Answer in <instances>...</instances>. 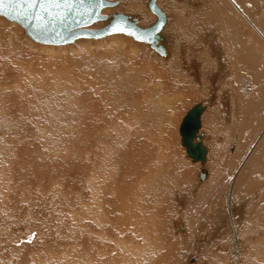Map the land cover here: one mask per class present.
<instances>
[{"label": "rangeland", "instance_id": "obj_1", "mask_svg": "<svg viewBox=\"0 0 264 264\" xmlns=\"http://www.w3.org/2000/svg\"><path fill=\"white\" fill-rule=\"evenodd\" d=\"M109 1L119 5L105 9V16L122 12L139 18L143 28L157 21L148 9L149 0ZM256 1V7L245 5L249 12L253 11L252 21L237 10L231 16L238 23L245 17L252 24H264V14L260 13L264 0ZM226 4L235 7L232 0H158L167 15L164 33H170L165 57L124 35L96 41L80 39L67 46L39 45L19 25L0 16V189L4 187L0 190V220L5 224L2 229L10 231L0 244V264L34 261L27 258L30 251L38 248L40 233L32 228L33 236H25L31 214L43 222L46 261L40 264H59L63 260H67L64 264H84L90 255L93 264H140V260L144 264H169L166 260L172 257L176 264H264L260 259L264 256V183L250 179L258 184L257 188L238 197V206L232 198V210L226 200L230 189L227 184L239 170L236 164L229 165L227 157L237 149V111L241 105L239 82L220 68L227 62L229 49L225 47L229 36H223L225 32L221 30V13ZM252 24L246 25L248 31L240 33L253 40L255 54H262L254 39L262 43L264 40ZM103 26L105 23H100L91 29ZM227 43L231 47V41ZM222 100L232 103L237 111L231 115V107L227 114ZM201 101L208 106L202 132L212 152L207 167L213 175L208 185L198 181L200 164H191L179 133L186 112ZM226 115L232 116L231 121L224 119ZM106 150L112 151V160L107 163ZM98 170L108 183V193L112 191L111 197L118 193L121 199L111 204L112 210L117 213L122 206L131 205V211L144 219V211L148 216L160 214L166 229L161 241L168 239L173 248L153 251L154 259L136 257L131 261L123 254L121 260L122 251L118 255L112 250L118 240L106 242L96 231L76 234L79 230L74 228L77 237L72 236L71 229L67 231L73 224L68 211H79L82 206L78 203L91 196L90 183ZM39 179L46 186L39 187ZM14 181L22 183L16 188ZM7 182L12 189L15 186L14 194L6 187ZM17 191L28 194L26 199L32 202L24 205L25 217L13 211L9 195L16 197ZM107 206L103 209L106 214ZM13 213L20 216L18 228L11 221ZM229 213L235 215L241 235L236 245L235 230L226 221ZM177 221H186V232L178 233L183 228ZM141 242L140 246L145 239ZM252 249L259 258L253 256ZM15 250L19 253L15 254ZM248 251L257 262L248 256ZM11 252L15 255H9ZM182 253L184 259L179 256Z\"/></svg>", "mask_w": 264, "mask_h": 264}, {"label": "bare ground", "instance_id": "obj_2", "mask_svg": "<svg viewBox=\"0 0 264 264\" xmlns=\"http://www.w3.org/2000/svg\"><path fill=\"white\" fill-rule=\"evenodd\" d=\"M232 1H235V7H232L230 5H227L228 4L227 3L226 6H225V8L223 7L224 8V12L221 13L222 14V17H221V22H222V25L221 26H222V29L221 30H222V32H225L226 33V34L224 33L223 36H227V35L229 36V37H227V39H226L227 41L225 42L227 44L225 47L226 48L228 47L229 49L226 51V56H225L226 59H227V62L220 64V68L222 69V71L224 70L226 72V74H225V72H223L221 74H225V75L231 74L232 80L235 81V82H239L238 84L241 85V86L238 85L239 92L241 93L240 94L241 95L240 96V99H241L240 109H238V111H237V109H235L237 111V113H238L237 120L239 121V127L236 124L237 122L235 121V124L238 127V132H237V135H236L237 141L235 142L236 144L234 145V147L237 146V149H236V152L235 153H233L232 155H230V156L227 157V158H229V162H230L229 165L230 166H232L233 164H236L235 166H238L239 167V170L234 175V178H232L229 181V183L227 184V185H229V188H230L229 190L227 189V192L228 193H226L227 194V197H226L227 199L226 200H227V203H228L227 205H228L229 210H232V198L236 199L235 200V205L238 206L240 204V202H241L240 198H238V197L243 196V195H247L249 192L251 193L252 190H254L255 188H257V185L258 184H254L253 182H250L249 181L250 179H255V181L260 180L261 182L264 183V43H262L258 39H254L255 41L257 40L256 42L258 43V45L261 47V50H262V54H255V52L253 50L255 48V45L253 44V40L252 41L249 40V38L246 37V35L240 33V31H242L243 29L248 31V28H247L246 25L247 24L248 25L252 24L251 18H253V17L250 16V12H251V14H253V11H250L249 12L245 8V5H247V6H249V7L252 8V7H254V5L256 7V5L258 4V2L256 0H232ZM115 2H117V1H115ZM117 3L119 5V2H117ZM156 4L160 8V10L164 13V16H165L164 26H163V28H162V30L160 32V35L162 36V40H159L158 41V45H162L164 47V49H165V55L162 56V55L158 54L153 48H151L148 44H145V45H148L158 55H160L162 57H165L167 55V45L170 46L169 39L167 37V36H169L170 33H167V35L165 34L166 32L164 33L165 26L167 25V15L161 9V7L158 5V0H156ZM260 5H263V4L260 3ZM263 6H262V8L260 10V13H263L264 14V7ZM236 10L241 15L248 16L251 21L248 18H245L243 16L244 17V21L242 23L236 22L235 19L233 18V16H231V14L234 15V16L236 15ZM104 12L105 11L103 10L102 11V15L103 16H105L104 15L105 14ZM118 13H122V12H118ZM140 13L142 14V12H140ZM126 15H128V14H126ZM129 16L132 19H136L137 20V23H138V26H140L139 25V23H140L139 18L134 17V16H131V15H129ZM254 18L257 19L256 16H254ZM146 22H147V20H146ZM12 23L16 24L15 22H12ZM100 23H102V24L105 23V25L107 24V22H100ZM100 23H97V24H100ZM97 24H94L93 26H95ZM255 24H257L256 27H255ZM16 25H18V24H16ZM93 26H90L88 29L89 30H97V29H93V28L91 29V27H93ZM252 27H254L255 30H257L260 33V35L263 37V40H264V24L263 23H260V22H254L252 24ZM141 28H143V27H141ZM116 35H122V34H116ZM110 36H113V35H110ZM252 36H254L253 33H252ZM107 37H109V36H106V37H104L102 39H87V40H94V41H96V40H103V39H105ZM221 41H223L222 38H221ZM229 41H231V43H232L231 47H229V44L227 43ZM136 42H138V41H136ZM74 43H72V44H74ZM140 43H142V42H140ZM39 45H43V44H39ZM46 46H52V45H46ZM63 46H67V45H63ZM231 48H232V50H231ZM50 50H51V48H50ZM193 74H194V72H193ZM197 104H199L200 107H202V109H203L202 112H201V114H200V120H199L200 123H199V129H198L199 131H198L197 134H200V137H201L200 138V143H201L202 147L205 149L206 153L204 155L203 161H194L193 159H191L188 156L187 152H186V154H187V157L190 160L191 164H193V165L200 164L199 174L201 172H204V173H203L202 178L200 177L199 174H198L197 177H198V181L200 183H204V182H206L209 179V176H210V173H211V172L209 173V169L210 168L208 169V167H207L209 151H208L207 146L205 145L206 135H205L204 132H202V118H203V115L206 112L208 106L207 105L204 106V101H201V102H199ZM197 104H195V105H197ZM224 104H226L227 114H229V112L231 111V107L233 105H232V103L229 104L226 101H223V105ZM229 106H230V109H229ZM232 109L233 110L230 112V114L231 113L233 114V112L235 111L233 107H232ZM231 115L230 116L229 115L224 116V119L226 121H228V120L231 121V119H232V116ZM227 118H228V120H227ZM232 121L234 122V120H232ZM225 124H227V122H225ZM193 143L194 144L196 143V139L195 138L193 140ZM252 143L254 144V146L251 149L250 153L248 154L249 149H250L249 147H250V145ZM185 151H186V149H185ZM105 152H108L107 155H106V157H105V161L107 163L108 160H112V158H111L112 157V151L106 150ZM29 156L27 155V157H29ZM38 158H39V156H38ZM18 160H19V158H18ZM27 161H28V159H27ZM222 161H224V160H222ZM235 171H236V169H235ZM19 173L22 174L21 172H19ZM38 181L41 184L39 187H41L45 183L41 179H39ZM105 181L106 180L102 178V173L99 170L97 172H94L93 177H92V180H91V183H90L91 196L89 198L88 197L83 198L81 200V202L78 203V204H81V206H82L80 208V210L78 209L79 211H77V212L74 211L73 212V209L74 208H72V209H70L68 211L69 215H72V217H73V218L71 217L72 220H73V224L71 223L72 226H69L67 228L68 229L67 231H69V229H71V234H73V230L72 229H74V228H76V229L79 230V231H76L75 232L76 234H82L84 232L86 233V232H89V231H94V232L96 231V234L98 233V235L99 234L103 235L102 236L103 237L102 240H104L106 242H107V239L108 240H118V242L116 241L117 243L112 244V245H114L113 246L114 249H112V250H114V251L116 250L115 253H117L118 255L122 251V258H121V260L123 259V254H124V258L126 260H131L132 261L136 257L137 258L138 257L139 258H143V257H146V258L149 257L150 258L152 256V254H153V251L155 252V251L158 250V252H160L161 250L164 251L163 249H165V251H169L167 249L173 248L172 247L173 246L172 245L173 243H170L169 244V240L168 239H166V241H161V239L165 235V230H166L165 227H164V225H162V217L163 216L161 217L160 214H157V215L155 214V215H152V216H148L146 214V212L144 211V215H145V219H144L142 215H135L133 213V211H131V205H129L128 208L126 206H122V207H124L123 208L124 210H121V208H122L121 207L117 211V213L114 212L112 210L111 204L112 203H118V202L121 201V199L119 198V194L118 193H115L114 194L115 196L114 197H111L112 191L110 193H108L109 186H108V183H106ZM57 182L58 181L56 180V183ZM15 183H16V185L15 184H13V185H15L16 188H17V186L20 185L19 183H22V182L17 181ZM9 184H11V183L9 182L6 187L7 188H10L9 191L11 193H13L12 190L14 191L15 186H13L14 188L12 189L11 188L12 186H9ZM1 188L4 189V187H1ZM3 189H0V190L2 191ZM47 189H48V187H47ZM49 189H51V185H50ZM263 191H264V188H263L262 192ZM46 192H47V190H46ZM23 193H19L18 192V194H17L16 197L13 196V194H14L13 193L12 196L9 195V197H11L12 200H13L12 201V205L14 206L13 211L16 210L17 212L20 213V215L22 217H25V215L27 214V207H25L24 205H26V204L31 205L32 202H30V201H28L26 199V198H28L27 197L28 194L24 196ZM46 194H45V196H47ZM262 196H264V192L262 193ZM20 197H21V201H20ZM103 198H105L103 200L105 204H103V202H102V199ZM22 204H23V206H21ZM53 204H56V203H53ZM106 205H108L107 207H108L109 211H108L107 214H108L109 217L107 216V214L103 210L104 207H106ZM3 206H5V203L4 202H3ZM19 207H20V209H19ZM24 207H25V212L23 211L24 210ZM133 210H135V209H133ZM75 213H76V215L78 214V216H76ZM10 216H11V221L13 222L14 227L15 228H18L19 227L18 225H19L20 216L14 214V213L11 214ZM0 217H3V216L0 215ZM51 217H53V216H51ZM59 217H61V216H59ZM229 217L230 218H228V217L226 218L227 219L226 221H227V224H230L231 223L232 226H233V228H234V230H235L234 231V242H235V245H236V243H238V241L241 240V235H240V233H239V231H238V229L236 227V221L234 219L235 215L234 214H230ZM8 218L6 219L5 223L7 222ZM23 221H25V219H23ZM183 221H177V222H179L178 224H180L179 226L180 227L182 226V228H183V231H181L182 230L181 229L180 230L181 232H178V233L186 232L187 223H186V221L185 222H183ZM3 226H5V224L2 223L1 220H0V241H1L0 244H2V239H4V237H9L10 236V233H9L10 231L3 230L2 229ZM29 227L31 228V230L29 228V230L25 232V236H26L27 233H30L31 234L32 228L34 229L33 231H36V229H37L39 231L40 235H39V237H37V240L39 239L38 240V243L39 244L36 243V244H38L37 245L38 248L36 250L30 251V257L27 258V261H31V260L33 261L34 260L33 261L34 263L32 262L31 264H40L42 261L45 260V259H43L44 258L43 251L44 252L46 251V250H44L46 248V244L44 242H42L44 240V238H43V235L41 234V231H42V228H43V222L41 220H36L35 219V215L34 214H31ZM33 231H32V233H33ZM72 236L73 237H77V235H75V234H73ZM83 237H85V236H83ZM175 237H173V238H175ZM34 238H35V236H34ZM142 239H145V244H142V246H140L139 244L142 243L141 242ZM183 239H184V236H183ZM35 240H36V238H35ZM119 240H121V241H119ZM81 241H83V240H81ZM104 241H102V242H104ZM3 243L6 244V242H3ZM110 243H113V242L111 241ZM17 245H18V243H17ZM104 245H106V244H104ZM148 246H149V248H148ZM167 246L169 248H167ZM9 247H10V245H9ZM70 247H71V245H70ZM234 247H236V246H234ZM252 247H254V245H252L251 248ZM23 248H26V247L23 246ZM159 248H162V249H159ZM1 249L2 248L0 247V251H1ZM9 249H7L6 251H8ZM18 250H15L16 251L15 254L17 252L19 253L20 250L19 251ZM171 250L173 251V249H171ZM252 251L254 252V249H252ZM102 252H104V251H102ZM187 252H189V251H187ZM242 252L243 251L241 250L240 253H242ZM78 253H79V251H78ZM78 253H77V255H78ZM86 253H88V252H86ZM15 254L13 253V255H15ZM84 254H82V256H84ZM247 254H248V256L250 254L252 255V253L251 252L249 253V251H248ZM9 255H12V252ZM80 255H81V253H80ZM85 255H87V254H85ZM168 255H169V253L167 252V254L165 256H167V258H168ZM175 255L176 254H174L173 256L175 257ZM184 255L185 254L182 253L179 256L182 257V259H184ZM251 255H250V257H251ZM254 255H256V256H254ZM12 256H10V257H12ZM91 256L92 255H90V257H88L87 261L86 262L84 261L85 263L84 262L83 263L84 264H93L92 263V260L93 259L91 260V258H92ZM189 256H190V254H189ZM189 256L187 255V257H189ZM253 256L254 257H257L258 255L255 254V252H254ZM100 257H102V256H100ZM254 257L252 259H254ZM77 258H75V259L77 260ZM80 258H81V256H80ZM154 258H155V256L152 259H154ZM257 258H259V256ZM257 258H255L254 260L256 261ZM0 259H2V257H0ZM260 259H261V262H264V260H263L264 259V256H262V258L260 257ZM260 259H258V260H260ZM80 260H82V259H80ZM80 260H79V262H80ZM108 260H110V259H108ZM115 260L116 259H113V261H115ZM63 261H60L59 264H64V262H66L67 260L64 261V262ZM123 261H122V263H123ZM141 261H143V262L140 263V264H144V260H140V262ZM152 261H154V260H152ZM164 261H165V259H164ZM166 261H169V264H176V261H175V259H173V257L172 258H168ZM248 262H250V260ZM113 263L114 262H112V264ZM127 263L129 264V261ZM145 263H147L146 260H145ZM27 264H30V262H27ZM42 264H46V263H42ZM67 264H69V263L67 262ZM75 264H77V263L75 262ZM115 264H117V263H115ZM159 264H160V262H159ZM231 264H235V263H231ZM236 264H238V263H236ZM240 264H242V263L240 262ZM253 264H254V262H253Z\"/></svg>", "mask_w": 264, "mask_h": 264}, {"label": "water", "instance_id": "obj_3", "mask_svg": "<svg viewBox=\"0 0 264 264\" xmlns=\"http://www.w3.org/2000/svg\"><path fill=\"white\" fill-rule=\"evenodd\" d=\"M116 6L117 2L109 0H0V16L18 24L25 35L38 44L63 46L79 39H102L122 34L148 44L164 56L165 49L158 45V41L162 40L160 32L165 16L157 6L156 0L148 1L149 10L157 16L155 24L148 28H141L136 19L124 13L102 15L103 10ZM100 22L107 24L97 30L88 29ZM118 28L122 31L117 30ZM202 110L199 104L192 106L179 128L181 145L194 161H203L206 153L200 143V134H197ZM203 173L199 174L201 178Z\"/></svg>", "mask_w": 264, "mask_h": 264}, {"label": "crops", "instance_id": "obj_4", "mask_svg": "<svg viewBox=\"0 0 264 264\" xmlns=\"http://www.w3.org/2000/svg\"><path fill=\"white\" fill-rule=\"evenodd\" d=\"M223 101L224 100H222V103H223ZM204 116V115H203ZM202 126H203V124H202ZM206 143V146H207V148H208V151H209V154H211L212 152H210V150H209V146H208V144H207V141L205 142ZM226 148H227V146H226ZM223 149V148H222ZM209 169V168H208ZM211 172V170L209 169V173ZM212 173H210V175H211ZM209 180H207L206 182H204L203 184L204 185H208L209 184V182H208Z\"/></svg>", "mask_w": 264, "mask_h": 264}, {"label": "snow or ice", "instance_id": "obj_5", "mask_svg": "<svg viewBox=\"0 0 264 264\" xmlns=\"http://www.w3.org/2000/svg\"><path fill=\"white\" fill-rule=\"evenodd\" d=\"M117 30L122 31V29H119V28Z\"/></svg>", "mask_w": 264, "mask_h": 264}]
</instances>
